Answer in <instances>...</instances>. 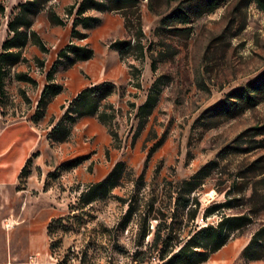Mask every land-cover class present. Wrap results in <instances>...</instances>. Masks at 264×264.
Returning a JSON list of instances; mask_svg holds the SVG:
<instances>
[{
    "label": "rangeland",
    "instance_id": "obj_1",
    "mask_svg": "<svg viewBox=\"0 0 264 264\" xmlns=\"http://www.w3.org/2000/svg\"><path fill=\"white\" fill-rule=\"evenodd\" d=\"M26 1L0 0V53L18 54L1 65L0 264H160L165 244L223 218V244L198 264H264V0H97L80 15L81 0H46L4 50ZM68 44L89 57L60 55ZM50 83L61 89L39 107ZM100 85L109 93L75 114L73 98Z\"/></svg>",
    "mask_w": 264,
    "mask_h": 264
},
{
    "label": "trees",
    "instance_id": "obj_2",
    "mask_svg": "<svg viewBox=\"0 0 264 264\" xmlns=\"http://www.w3.org/2000/svg\"><path fill=\"white\" fill-rule=\"evenodd\" d=\"M46 0H27L25 3L19 4V13L14 17V20L9 22L8 28L10 31L13 32V35L5 40L2 43V47L4 50H7L9 48H16L22 45V41L19 40V30L18 26L15 25L18 23L19 26L24 25L27 26L29 24V20L26 16V12L34 13L40 5L45 2ZM114 5L117 6V8L120 7L122 4H131L132 0H112ZM206 4L208 5V10L214 8L217 5V2L214 0H206ZM30 6V7H29ZM102 8L101 2H98L97 0H81L78 4L76 13L78 15L82 14L86 9H100ZM0 9H2V6L0 5ZM168 18H173L176 19L180 22H187L186 14H182V12H173L167 16ZM92 19L90 16H85L82 18L81 23L83 26L88 25V20ZM72 31L74 33L77 30L72 28ZM129 42L126 40H120L117 41L113 44V46L117 50H122L124 47L128 46ZM78 51H83L81 54L80 58L81 59H87L89 57V53L87 50H81V48L73 45V44H68L66 45L63 50H61L59 53L62 56H66L68 53H75L79 55L81 52ZM11 56H14V58L9 59ZM18 57V54H13L12 52L5 51L4 53H0V85H1V71H2V63L7 62H13L16 60ZM55 69V65H52L50 70L47 72L46 77L47 79H51L53 71ZM259 79H261V84L256 90H260L262 93H264V72L258 76ZM61 87L57 84L50 83L44 85V87L41 90L40 98L38 100V105L39 107H43L48 100V97L57 94L60 91ZM109 93V88H105L104 86H92L90 88H86L82 91H80L72 100L71 104H73L74 110H72L75 114L82 115L84 113H89L94 110V105L95 103L102 99L104 96H106ZM232 93H237L236 96L240 97L247 103H250L254 100V97L246 88H238V89H233ZM88 94V97H91L88 107V111L84 112L82 110V104L85 102L86 95ZM234 96V97H236ZM77 106V108H76ZM79 107V108H78ZM72 108V109H73ZM66 116L69 117V119H72V114L69 112L65 113ZM261 128L264 129V126ZM258 128V129H261ZM257 129V128H255ZM264 131V130H262ZM67 135V126L62 123L58 122L56 123L49 131L48 137L54 139V140H63ZM30 157L26 159L24 162L23 166L21 167L19 174H22L25 172V166L26 163L29 161ZM65 166H72V162L68 161L64 164ZM121 165V164H119ZM115 170L110 172L109 176H112ZM109 179V178H107ZM182 188L185 189L186 193L192 192L198 185V183L195 180V177H192L189 180H184L182 183ZM98 186H103V182H99ZM92 187V186H91ZM88 188L86 191L88 194L91 196L94 195L93 193V188ZM187 204V198L183 200L182 205ZM243 219L242 216H235L233 218L234 221L237 223H240ZM226 218H223L219 221L217 226H212V225H205L197 229L190 237H188L184 243L174 252L170 253L171 251L168 250V247L171 245H164V254H162L161 260H163L160 264H198L201 261L205 260L206 258V253L207 251H214L218 249L220 245L223 244L224 242V236L221 235V230L223 225L226 223Z\"/></svg>",
    "mask_w": 264,
    "mask_h": 264
},
{
    "label": "crops",
    "instance_id": "obj_3",
    "mask_svg": "<svg viewBox=\"0 0 264 264\" xmlns=\"http://www.w3.org/2000/svg\"><path fill=\"white\" fill-rule=\"evenodd\" d=\"M1 132V131H0ZM8 143L5 141L4 143H2V146L0 147V153H2V152H5L6 151V149L8 148ZM0 157H2V156H0ZM26 159V156L25 157H23L22 158V160H21V162L19 163V165H18V168H17V170H19L20 169V167H21V165H22V163L24 162V160ZM26 161V160H25ZM5 162V161H4ZM3 161L2 162H0V164H2V163H4ZM2 168L3 167H0V186H4V185H6L7 183H6V181H5V179H4V177H3V174H1V170H2ZM20 171V170H19ZM18 174H19V172L17 173L16 172V177H18Z\"/></svg>",
    "mask_w": 264,
    "mask_h": 264
}]
</instances>
